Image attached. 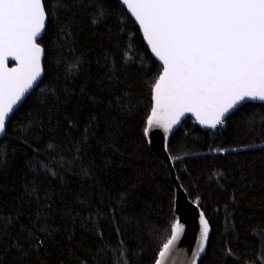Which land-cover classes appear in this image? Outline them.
Segmentation results:
<instances>
[{
	"label": "snow or ice",
	"instance_id": "snow-or-ice-1",
	"mask_svg": "<svg viewBox=\"0 0 264 264\" xmlns=\"http://www.w3.org/2000/svg\"><path fill=\"white\" fill-rule=\"evenodd\" d=\"M117 5L130 14L161 65L151 85L152 106L144 120L142 143H152L150 133L157 129L162 131V139L168 140L189 114L202 128L217 130L242 104L264 102V0H0V137L4 138L0 140V197L16 192L15 181L11 185L9 181L18 173L22 182L15 199L21 201V207L31 209L0 212V264H43V254L59 244L57 237L63 236L69 245L73 243L80 209L91 207L89 201L77 198L66 183L53 185L49 180L55 174L43 161L40 146L45 144L50 154L58 147L62 134L73 142L76 160L98 149L96 154L103 162L101 171L113 170V187L116 180L120 182L113 213L118 205L123 214L135 199L141 198L145 177L135 163L137 157L121 148L118 129L107 120L113 112L131 115L129 93L119 88L115 57L109 61L110 50H105L104 65L97 62L109 69L104 79L94 81L97 91L90 92L87 84L79 89L80 98L86 97L88 105L73 104L75 93L68 89H54L52 106H46L44 115L33 117L28 113L22 120L16 119L26 94L34 86L39 87L44 71L43 38L51 33V43L72 55L66 63L65 79H76L83 72L84 61L75 53L81 44L85 19L93 27L102 26ZM117 33H123V27ZM108 36L109 43L115 46L118 36L112 38L111 29ZM122 59L128 58L122 54ZM10 61L15 66L10 67ZM97 92L107 93V98ZM13 142H18V147H8ZM247 150L245 146L230 149ZM211 151L224 155L229 149ZM116 156L118 161L113 159ZM118 172L127 175L121 178ZM82 174L95 179L91 167L82 169ZM219 175L222 177L223 172ZM255 180L254 173L240 167L241 184L250 187ZM147 204L145 200L144 206ZM178 207L177 202L173 211ZM196 207L200 208L198 202ZM198 216V248L191 264L205 253L211 231L204 211H199ZM57 219L67 226L58 225ZM88 219L95 217L89 214ZM261 231L256 228L253 235ZM183 233L181 220L174 217L171 236L154 264H166ZM97 235L103 238L102 233ZM117 235L118 243L110 249L112 254L104 264H131L119 229ZM256 244L259 264H264V239ZM225 252L229 257L235 255L230 249ZM80 264L87 261L81 260Z\"/></svg>",
	"mask_w": 264,
	"mask_h": 264
},
{
	"label": "trees",
	"instance_id": "trees-1",
	"mask_svg": "<svg viewBox=\"0 0 264 264\" xmlns=\"http://www.w3.org/2000/svg\"><path fill=\"white\" fill-rule=\"evenodd\" d=\"M119 27H123V33L118 36ZM108 29H111L112 38L118 36L115 46L109 43ZM50 36L48 33L42 43L45 47L44 78L19 108L16 119L22 120L28 113L33 117L44 115L46 106H52L54 89L57 92L68 89L75 93L73 104L88 105L86 97L80 98L79 89L87 84L90 92L97 91L94 81L104 79L109 72L107 67L100 66L105 64V50L108 49L111 51L109 61L115 57L114 71L119 76V88L127 89L129 93L131 115L124 117L113 112L107 120L118 129L121 148L136 155L135 163L145 179L141 198L135 199L123 214L118 205L113 213L111 209L117 203L115 195L120 182L116 180L113 187L110 179L113 170L101 171L103 162L96 154L98 149L76 160L73 142L63 134L58 147L50 154L46 145L41 144L43 161L49 172L55 174L49 176L51 183H66L77 198L91 204L90 208L80 209L73 243L69 245L63 236L57 237L59 244L43 254V264H80L81 260H86L87 264H104L112 254L110 249L118 243L117 229L127 243L131 264H154L163 244L171 236V223L176 218L173 211L176 187L167 165L148 144L142 143L144 120L152 106L151 85L161 66L151 56L138 26L122 5L113 8L111 17L102 26L93 27L85 19L81 44L75 53L84 61L83 72L76 79H65L66 63L72 55L58 50L48 38ZM122 54L127 61L122 59ZM97 94L105 98L108 95ZM12 146L18 147V142L8 147ZM242 146L248 150L230 151ZM220 147L229 151L224 155L211 151ZM168 153L183 190L191 201L199 203L211 227L207 251L199 264H246V261L259 264L260 250L256 242L264 239V105H243L215 133L203 130L188 117L172 136ZM113 159L118 161L119 156ZM241 166L245 172L255 174L256 180L250 187L239 181ZM87 167L93 169L95 179L82 174V169ZM118 175L125 178L127 173L118 172ZM13 180L16 192L0 197V212L31 211L27 205L21 207V201L15 199L20 192L22 177L18 173L11 177L10 185ZM145 200L148 201L147 207L144 206ZM75 206L79 209V205ZM89 214L95 219L89 220ZM56 223L67 226L58 219ZM256 228L262 231L254 236ZM97 233H102L103 238ZM225 249L235 255L227 256Z\"/></svg>",
	"mask_w": 264,
	"mask_h": 264
},
{
	"label": "water",
	"instance_id": "water-1",
	"mask_svg": "<svg viewBox=\"0 0 264 264\" xmlns=\"http://www.w3.org/2000/svg\"><path fill=\"white\" fill-rule=\"evenodd\" d=\"M129 16H130V14H129ZM141 36H142V33H141ZM145 44H146V42H145ZM146 46H147V44H146ZM147 48H148V46H147ZM148 50L150 51L149 48H148ZM150 54H151V52H150ZM151 56H152V54H151ZM153 58L159 64V61H157L155 59V57H153ZM43 60H44V57L42 58V67H43ZM9 66L10 67L15 66L14 61H10ZM43 78H44V71L42 73L41 80L38 82L39 85L42 82ZM36 88L37 87L34 86V89L30 90L29 94H26V98L22 102V105L26 101V99L33 93V91ZM245 104H262V105H264V102L248 101ZM245 104H242L241 106H239L238 109ZM238 109H236V110H238ZM232 114H230V116ZM188 117L192 118L195 122V118L191 117L190 114L188 116L184 117L181 124L179 126H177L176 129H174L173 134L171 136H169L168 140H166V141L162 139L163 133L161 130H159V129L153 130L150 133V136L152 137V143L148 144L149 148L153 151V153H155V155H157L160 159H162L166 163L167 169L170 173L171 180H172L173 184L179 185V188H176V201H175V204L178 202L179 207L177 210H175V216H176V218H179L181 220V223L184 226V233L182 234L180 240L175 245V249L171 253V255L169 256L166 264H191V262L194 258L193 253L198 248V238H199V231H200L198 212L201 211V209L196 207V203L191 201L188 198L187 193L183 190V188H182V186L178 180L177 174H176L175 170L173 169V161L170 159V156L168 153L169 142H170L172 136L180 128L182 123ZM197 125L200 128H202L199 124H197ZM202 129L205 131H209V132L217 131V130H211V129H205V128H202ZM3 139H4L3 137H0V140H3ZM210 235H211V231H210ZM209 238H210V236H209ZM206 251H207V248H206ZM206 251H205V253L201 254L200 258L196 261V264L200 263L202 258L205 256ZM158 258L159 257H157V259Z\"/></svg>",
	"mask_w": 264,
	"mask_h": 264
},
{
	"label": "bare ground",
	"instance_id": "bare-ground-1",
	"mask_svg": "<svg viewBox=\"0 0 264 264\" xmlns=\"http://www.w3.org/2000/svg\"><path fill=\"white\" fill-rule=\"evenodd\" d=\"M211 133H215V132H211Z\"/></svg>",
	"mask_w": 264,
	"mask_h": 264
}]
</instances>
